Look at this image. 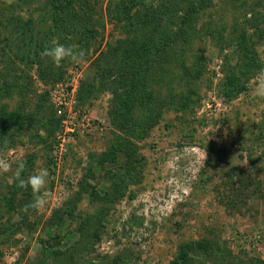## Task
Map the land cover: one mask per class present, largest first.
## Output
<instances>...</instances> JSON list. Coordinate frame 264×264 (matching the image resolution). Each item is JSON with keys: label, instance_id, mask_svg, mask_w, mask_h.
Here are the masks:
<instances>
[{"label": "rangeland", "instance_id": "1", "mask_svg": "<svg viewBox=\"0 0 264 264\" xmlns=\"http://www.w3.org/2000/svg\"><path fill=\"white\" fill-rule=\"evenodd\" d=\"M40 1L0 0V15L7 17L9 9L22 23L35 20ZM120 3L88 0V14L73 28L61 21L64 45L85 52L80 63L57 66L43 51L37 55L30 47L38 35L30 43L27 26L11 35L13 42L0 40V117H10L0 122V159L9 164V171H0V264H115V257L116 264H171L181 245L201 239L220 250L195 253L187 264H264V36L258 37L264 0H142L125 15ZM190 7L199 12L186 24L188 45L174 46L151 69L158 119L143 136L133 137L126 131L135 126L125 129L122 122L127 111L117 114L113 85L98 76L100 83L89 93L81 83L95 77L101 59L115 64L117 75L120 54L96 58L119 39L131 41L135 33L125 34L123 27L135 21L137 11L146 16L141 27L156 38L155 28L173 31L170 10L181 15ZM37 29L32 31L44 32ZM242 31L255 41L259 66L243 78L241 93L224 99L219 86L236 62ZM181 61L193 74L188 88L197 94L185 112L172 108L170 95L186 91ZM20 161L24 179L42 167L49 171L48 202L41 210L24 211L26 221L20 208L8 212L3 205ZM110 179L117 187L108 191L107 212L100 208V217L98 200ZM26 190L17 204L32 202ZM91 198L97 200L90 203Z\"/></svg>", "mask_w": 264, "mask_h": 264}, {"label": "trees", "instance_id": "2", "mask_svg": "<svg viewBox=\"0 0 264 264\" xmlns=\"http://www.w3.org/2000/svg\"><path fill=\"white\" fill-rule=\"evenodd\" d=\"M25 1L29 2V0H17V4L22 5ZM141 1L142 0H128L127 4H125L124 1L121 0V3L119 4L120 11L123 15L129 14L132 8H135L138 5L140 6ZM40 2L42 8L39 6L37 7L38 10L36 9L39 12V16L35 20L28 18V20L24 23H22L18 17L13 18L12 14L10 13L11 10L6 9L9 15H7V17L2 12L0 17H4L5 20L2 22L0 21V30L3 32L5 37L4 39L2 38L0 40L3 42L13 40L11 35L16 32L18 28L27 26V29L25 30L27 34L26 38L28 37L27 39L30 43H34L32 39L36 40L38 35V40H36V43H34L33 47L31 46L30 48H32V51L35 48V52H37V55H39L46 47H49L53 44V38L56 36L58 43L65 44L63 41H61V36L58 33L60 28L58 26L61 21L62 27L73 28V24L76 23L75 21L88 14V0H43V2L41 0ZM41 9L43 10L42 13ZM158 11L159 15L157 16V19L161 18L160 14L162 13V8ZM182 11L183 13L181 15H179V12L174 10H170L169 13H167L168 16L175 21L173 31H170L169 33L167 30L160 32L159 29L155 28V33L157 34L156 38L151 37L150 32L145 31L143 27H141L142 23L146 19V16L142 13V11H137L136 15L134 16L136 17L135 21L132 23L129 22L126 27H123L125 29V34H128L129 32L135 33L131 41L119 39L116 41V47H111L108 45L107 49L105 51H101L98 55L99 57L97 56L96 58L99 59L102 55L115 56L120 54L124 59L122 61L123 67L117 69V75H115L113 71L115 64H111V66L105 65L103 63L104 59H101L98 60L101 61V63L99 62V65H97V69L95 71L97 74L95 77H93L92 80L89 79V81L86 80V82L81 83V87H86L89 93L94 92L95 83H100L98 76L105 78L109 86L113 85V94L116 95L115 97L117 98L116 100L119 104L117 105V114L118 116H122L123 114L121 115V111H127L129 116L123 117L122 122L125 124V129H129L132 127V125L135 126V130L130 131L129 129L126 131L127 133L130 132L129 134L133 137H136V135L137 137L143 136L147 130H149L156 123L159 116V112L155 113L154 104H152L154 101V93L150 87V78L152 74L151 69L154 68V66L159 67L162 63L160 60H162L164 57H167L166 55L170 53L174 46L188 45L186 24L188 20L192 18L193 14L198 13L199 11L193 7ZM83 13L85 14L79 16ZM138 18L143 19V21L139 20L138 22ZM40 24L44 27L43 33L39 34L37 31H32L35 30L36 27H38V29H42L43 27ZM39 26L42 28H39ZM142 30H144V32H141ZM22 31L23 30H20L19 33ZM86 33L89 34V38L94 37L91 27ZM259 33L260 34L258 37L261 39L264 36V31H259ZM22 43L24 45L28 44L25 42H19L20 45ZM0 44H2L1 41ZM254 45V39L246 36L245 32L243 31L239 33L234 47V52L237 58L236 62L230 67L231 70H228L227 74L225 73L222 83L219 86L220 95L224 99H230L241 93L244 90L242 82L243 78L249 73L250 70L258 68L259 63L254 53ZM3 47L4 45L2 44L1 48ZM27 53L31 54V52ZM31 56L32 55H27L29 59ZM179 66L180 73H182L181 82H184L186 91L182 94L181 92L179 94H170L171 96H174L173 99L175 100V103L171 106L175 111L185 112L188 111L194 104L197 94L195 88H188L191 83V76L193 75L190 73V69L184 65L183 61L180 62ZM164 104H166V102H164ZM133 112H139L140 115L143 114V116L134 118L131 115ZM127 118H129V120ZM6 119H10V117L3 115L0 117V122ZM25 172L26 171L24 170L22 174L24 175ZM110 181L111 184H109L104 191V198L102 197V200L101 198L98 200L99 209H104L105 213L107 210L106 208H103V205L106 202L108 191L113 187H117L114 180L110 179ZM26 191V188L17 187V181L15 180V184L13 183V185L9 187L8 191H6L8 192L9 196L7 197L8 199L6 202L3 204L6 206L5 210L8 212L17 213L18 209L20 208V212H22V218L25 221L27 217L25 216V212L22 211V209L30 203L29 201H26L23 204H17V200L19 194L21 193V195H25ZM5 196L6 195H2L1 197ZM91 199L92 200H90V203H94V201L97 200L95 198ZM1 206L2 205H0V207ZM99 209L98 214H100L101 217L103 213L101 212V209L100 211ZM83 224H85V222L75 226L74 230L80 231V228H82ZM16 226H20V223H17ZM43 245H45L44 241ZM214 249L220 250L215 242L209 241L207 239H201L192 244L188 243L181 245L178 249L175 259L171 262V264H187L189 258L195 253H213ZM118 259V257H115L112 260L116 264Z\"/></svg>", "mask_w": 264, "mask_h": 264}, {"label": "clouds", "instance_id": "3", "mask_svg": "<svg viewBox=\"0 0 264 264\" xmlns=\"http://www.w3.org/2000/svg\"><path fill=\"white\" fill-rule=\"evenodd\" d=\"M43 56L48 57L55 65L59 66L64 61H71L73 63H80L85 57L83 50H77L74 45H64L61 43H53L51 46L46 47L42 53ZM25 169V163L20 161L17 163L15 172L13 173L14 179L17 181V187L30 188L33 193V200L30 204L26 205L22 211H28L29 208L41 210L47 202L49 193L45 190L49 178V171L47 168H40L33 174L29 175L27 179L22 177ZM0 171H9V164L6 160L0 159Z\"/></svg>", "mask_w": 264, "mask_h": 264}]
</instances>
